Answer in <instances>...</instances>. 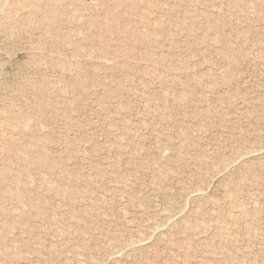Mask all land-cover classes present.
<instances>
[{
	"label": "rangeland",
	"instance_id": "1",
	"mask_svg": "<svg viewBox=\"0 0 264 264\" xmlns=\"http://www.w3.org/2000/svg\"><path fill=\"white\" fill-rule=\"evenodd\" d=\"M0 264H264V0H0Z\"/></svg>",
	"mask_w": 264,
	"mask_h": 264
}]
</instances>
